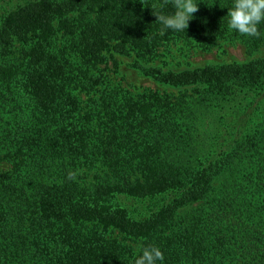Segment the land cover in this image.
I'll use <instances>...</instances> for the list:
<instances>
[{
  "label": "trees",
  "instance_id": "obj_1",
  "mask_svg": "<svg viewBox=\"0 0 264 264\" xmlns=\"http://www.w3.org/2000/svg\"><path fill=\"white\" fill-rule=\"evenodd\" d=\"M84 2L56 0L46 8L30 2L6 13L0 23V108L22 98L38 113L34 120L0 134V264H134L139 249L149 245L164 254L157 264H225L230 251L219 223H184L185 230L174 231L172 200L180 203L203 194L215 171L209 163L188 179L186 168L174 162L179 142L175 125L184 112L181 96L128 103V92L122 96L114 88L107 90L93 71L104 60L110 41H116L115 50L126 48L142 57L175 37L200 48L239 39L253 49L264 40V22L258 26L259 38L243 36L228 28L233 0H195L199 11L185 31L177 32L156 21L155 15L175 11L164 0H110L92 19ZM73 10L80 12L75 24H62L63 16ZM58 20L63 34L78 44L80 57L55 50ZM14 37L34 40L15 60L3 56ZM192 73L210 76L221 91L264 90V59ZM192 81L188 77L181 83ZM95 86L101 101L96 118L93 110L82 113L74 93L78 89L89 96ZM254 139L246 137L242 144ZM84 160L100 161L107 173L96 175L92 184L67 179L69 171L79 173ZM147 170L144 181L135 183L139 185L115 193L150 200L149 214L133 213L119 200L111 201L109 190L120 187L119 174ZM158 195L163 197L161 205L154 206ZM247 222L263 232L264 220L255 221L252 215ZM110 226L138 239V251L125 257L120 242L104 237ZM253 260L244 264H264Z\"/></svg>",
  "mask_w": 264,
  "mask_h": 264
},
{
  "label": "rangeland",
  "instance_id": "obj_2",
  "mask_svg": "<svg viewBox=\"0 0 264 264\" xmlns=\"http://www.w3.org/2000/svg\"><path fill=\"white\" fill-rule=\"evenodd\" d=\"M52 1L56 0H0V23L6 13L20 6L36 2L46 8ZM109 1L85 0L84 5L90 7L86 12L93 14L92 19L94 13H98L101 6L108 5ZM79 15L80 12L76 10L68 12L63 16L62 24L68 20L75 24ZM57 23L61 29L56 30L52 42L55 50L60 53L73 51L74 55L80 57L78 44L63 34L59 20ZM163 42L161 41L153 55L142 57L126 48H118L125 49L123 51L115 50L113 44L116 41H110L103 51L104 60L96 65L93 74L101 75L100 80L105 81L107 90L114 88L122 96L128 92L131 97L128 103L141 101L140 105L154 96L165 94L181 96L184 112L176 120L179 142L174 162L186 168L183 170L188 179L196 177L197 172L209 163L213 164L216 172L211 171L213 176L203 194L191 200L187 196L180 203L172 200V217L176 223L174 231L185 230L184 223L215 221L222 225V241L230 251L225 264H244L249 259H262L264 263V230L261 233L258 225L247 226V219L252 215L255 216V221L264 220V90L259 94L241 90L221 91L213 87L214 82L210 76L202 77L192 73L204 67L215 68L232 62L264 59V40L253 49L247 48L239 39L220 40L209 48L189 44L179 37ZM29 44L32 47L34 40L28 37L27 41H23L14 37L3 56L15 60ZM106 76L108 78H104ZM188 77L194 81L181 83L183 78ZM96 88L97 86L93 87V94L91 92L89 96L78 89L74 92L82 113L93 110L95 118V113L101 108V101L98 99L100 90H95ZM112 108L117 109V106L113 104ZM131 108L135 109V105L132 104ZM36 115L38 113L35 107L22 98L18 103L0 108V134L4 135L7 129L14 131L28 122V119L34 120ZM246 137L255 139L252 144H242ZM80 165L76 178L83 183L92 184L96 182V175L102 177L107 173L100 161L84 160ZM2 169L4 166L0 165V171ZM147 174L149 170L144 173L128 171L127 174H117L120 187L109 190V194L114 195L111 201L119 200L121 207L128 211L130 209L133 213L149 214L153 208L150 200L119 194L122 190L127 191L131 186L139 185L135 183L144 181ZM162 198L158 195L154 206H160L161 202L158 200ZM104 237L120 242L121 251L127 258L140 247L138 239L111 226L107 228ZM212 238L214 240L215 237ZM251 249L253 252H248Z\"/></svg>",
  "mask_w": 264,
  "mask_h": 264
},
{
  "label": "clouds",
  "instance_id": "obj_3",
  "mask_svg": "<svg viewBox=\"0 0 264 264\" xmlns=\"http://www.w3.org/2000/svg\"><path fill=\"white\" fill-rule=\"evenodd\" d=\"M164 3H171L175 11L173 14L155 15L156 21L163 26V29L185 31L193 14L199 11L195 0H164ZM227 16L230 30L243 36L259 38L261 32L258 26L264 22V0H233V6L228 9ZM77 175V171H69L67 179L75 180ZM163 260L162 250L158 246L149 245L139 249L134 264H157L158 261Z\"/></svg>",
  "mask_w": 264,
  "mask_h": 264
}]
</instances>
